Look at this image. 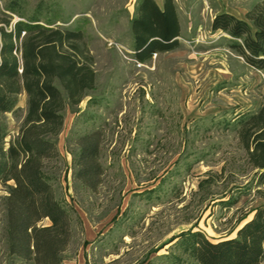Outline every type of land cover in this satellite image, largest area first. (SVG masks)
Returning a JSON list of instances; mask_svg holds the SVG:
<instances>
[{
  "label": "rangeland",
  "instance_id": "obj_1",
  "mask_svg": "<svg viewBox=\"0 0 264 264\" xmlns=\"http://www.w3.org/2000/svg\"><path fill=\"white\" fill-rule=\"evenodd\" d=\"M10 0H0L4 10ZM137 0H25L23 12L80 24L96 73L95 87L66 105L57 158L45 161L58 199L71 217L63 264H173L179 235L235 236L263 202L264 184L248 160L238 128L264 101V71L249 66L211 29L216 13L244 18L263 0H174L179 46L139 62L130 20ZM19 17L13 15L12 21ZM11 21V22H12ZM5 113L6 140L26 109ZM100 133L101 183L92 191L74 179L75 139ZM0 183V264H6ZM42 224H48L44 219ZM16 264H20L17 262ZM260 264H264V259Z\"/></svg>",
  "mask_w": 264,
  "mask_h": 264
},
{
  "label": "trees",
  "instance_id": "obj_2",
  "mask_svg": "<svg viewBox=\"0 0 264 264\" xmlns=\"http://www.w3.org/2000/svg\"><path fill=\"white\" fill-rule=\"evenodd\" d=\"M25 0H10L0 9V183L5 214L6 264H63L72 237L71 217L58 199L45 161L58 157L56 137L64 127L66 105H78L95 87L93 57L80 24H56L40 8L25 15ZM13 15L19 18L12 21ZM12 21V22H11ZM211 29L229 36L228 46L251 67L264 71V0L244 18L223 11ZM133 56L145 62L155 53L179 46L180 21L174 0H137L130 20ZM26 109L17 133L6 140L5 113H16L19 95ZM249 162L264 184V101L244 113L237 130ZM73 177L95 191L103 167L100 133L93 130L75 139ZM235 236L209 239L188 231L174 243L176 255H163L173 264H260L264 259V191ZM48 219V224L41 221Z\"/></svg>",
  "mask_w": 264,
  "mask_h": 264
},
{
  "label": "crops",
  "instance_id": "obj_3",
  "mask_svg": "<svg viewBox=\"0 0 264 264\" xmlns=\"http://www.w3.org/2000/svg\"><path fill=\"white\" fill-rule=\"evenodd\" d=\"M155 1L157 2L158 5L160 6L162 5L163 0H155Z\"/></svg>",
  "mask_w": 264,
  "mask_h": 264
}]
</instances>
